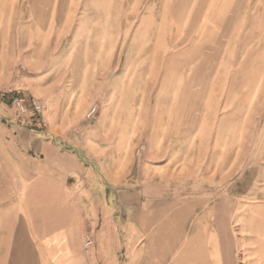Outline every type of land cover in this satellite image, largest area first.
<instances>
[{
    "label": "rangeland",
    "instance_id": "374dc122",
    "mask_svg": "<svg viewBox=\"0 0 264 264\" xmlns=\"http://www.w3.org/2000/svg\"><path fill=\"white\" fill-rule=\"evenodd\" d=\"M46 1L0 0V124L14 143L39 155L22 131L60 150L82 219L97 181L114 214L123 199L125 222L149 197L204 196L220 204L227 237L229 202L264 192V0H68L70 11H41ZM16 98L40 103L41 116L20 113Z\"/></svg>",
    "mask_w": 264,
    "mask_h": 264
},
{
    "label": "crops",
    "instance_id": "0c3cea01",
    "mask_svg": "<svg viewBox=\"0 0 264 264\" xmlns=\"http://www.w3.org/2000/svg\"><path fill=\"white\" fill-rule=\"evenodd\" d=\"M66 3L47 0L41 11H70ZM18 136L39 155L28 157V149L14 143L16 132L1 122L0 264H264L262 189V197L242 208L229 202L223 238L220 204L209 206L204 196L149 197L125 222L123 199L114 214L97 181L87 185L98 194L85 196L84 220L60 178L76 175V169L60 165L63 155L52 142L22 131ZM85 225L89 232L83 241ZM89 239L93 244L87 247Z\"/></svg>",
    "mask_w": 264,
    "mask_h": 264
},
{
    "label": "built area",
    "instance_id": "2783aa9c",
    "mask_svg": "<svg viewBox=\"0 0 264 264\" xmlns=\"http://www.w3.org/2000/svg\"><path fill=\"white\" fill-rule=\"evenodd\" d=\"M14 105L17 108V110L20 113H26L29 109H32L34 113L38 116H41L42 114V106L37 101H32L30 103H27L23 98H16L14 99ZM96 106L92 107L90 111L87 113L88 118L95 117L96 113ZM93 244V241L91 239L85 241L84 245L89 247Z\"/></svg>",
    "mask_w": 264,
    "mask_h": 264
}]
</instances>
